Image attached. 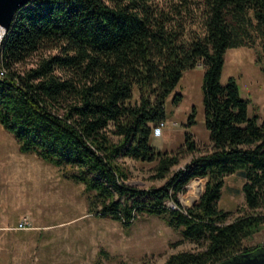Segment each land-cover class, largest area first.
<instances>
[{
    "label": "trees",
    "instance_id": "16d2710c",
    "mask_svg": "<svg viewBox=\"0 0 264 264\" xmlns=\"http://www.w3.org/2000/svg\"><path fill=\"white\" fill-rule=\"evenodd\" d=\"M194 7L204 29L186 37L183 19ZM257 34L264 39V0H30L3 41L0 123L22 152L93 191L92 211L124 225L138 213L160 215L200 246L172 252L162 264H229L264 252V242L243 243L264 223L257 210L264 204V120L249 113L235 77L221 82L226 50ZM43 50L50 52L25 63ZM198 61L212 145L170 175L183 149H197L192 134L177 151L157 148L151 136L165 120L167 96ZM124 156L157 161L152 177L168 180L129 186ZM236 171L245 178L248 210L230 219L218 199L225 176ZM200 176L207 177L203 191L183 208L177 193ZM169 198L179 206H168Z\"/></svg>",
    "mask_w": 264,
    "mask_h": 264
},
{
    "label": "rangeland",
    "instance_id": "374dc122",
    "mask_svg": "<svg viewBox=\"0 0 264 264\" xmlns=\"http://www.w3.org/2000/svg\"><path fill=\"white\" fill-rule=\"evenodd\" d=\"M161 4L173 0H157ZM189 37L204 29L198 7L183 19ZM56 51V50H53ZM50 50L35 52L25 62L32 65L38 56ZM264 39L257 34L249 44L229 47L225 52L221 82L233 76L240 85L242 97L249 99V113L264 120ZM202 61L183 72L165 101V120L159 135L151 143L162 150L177 151L184 146L186 132L192 134L197 149H183L174 173L194 155L211 148L210 131L205 122ZM180 93L178 102L174 96ZM139 92L134 91L132 101ZM185 147V146H184ZM128 170L124 180L129 186H161L169 178H153L157 161L119 158ZM206 176L191 179L177 193L183 208L193 205L205 187ZM245 178L238 172L225 176L218 207L230 210L232 219L248 210L242 185ZM92 192L85 184L63 175L54 165L35 152H22L15 135L0 123V264H162L172 252L198 249L200 246L184 237L180 228L170 225L160 215L138 213L124 225L111 216L92 211ZM170 207H178L173 199ZM101 204H97L100 207ZM258 212L264 214V204ZM26 221L20 226L21 221ZM264 242L261 229L243 240L253 246Z\"/></svg>",
    "mask_w": 264,
    "mask_h": 264
},
{
    "label": "water",
    "instance_id": "95a60500",
    "mask_svg": "<svg viewBox=\"0 0 264 264\" xmlns=\"http://www.w3.org/2000/svg\"><path fill=\"white\" fill-rule=\"evenodd\" d=\"M29 1L30 0H0V64L3 59V41L6 33L19 8ZM229 264H264V252L245 255Z\"/></svg>",
    "mask_w": 264,
    "mask_h": 264
},
{
    "label": "built area",
    "instance_id": "2783aa9c",
    "mask_svg": "<svg viewBox=\"0 0 264 264\" xmlns=\"http://www.w3.org/2000/svg\"><path fill=\"white\" fill-rule=\"evenodd\" d=\"M3 71H1V73H2ZM163 122H161L160 124H157V125H155L154 126V128H153V132H154V134L155 135H159L160 133H161V130H162V124ZM25 220L24 221H21L20 222V226H24L25 225Z\"/></svg>",
    "mask_w": 264,
    "mask_h": 264
}]
</instances>
